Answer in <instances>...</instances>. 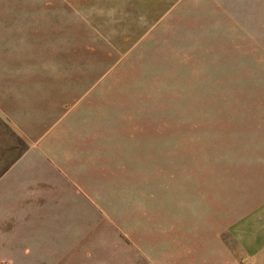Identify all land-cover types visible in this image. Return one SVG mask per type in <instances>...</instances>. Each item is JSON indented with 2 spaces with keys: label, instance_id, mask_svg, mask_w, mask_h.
Instances as JSON below:
<instances>
[{
  "label": "rangeland",
  "instance_id": "rangeland-1",
  "mask_svg": "<svg viewBox=\"0 0 264 264\" xmlns=\"http://www.w3.org/2000/svg\"><path fill=\"white\" fill-rule=\"evenodd\" d=\"M18 135L79 171L27 198L78 227L62 264H150L184 217L233 250L264 222V0H0V174Z\"/></svg>",
  "mask_w": 264,
  "mask_h": 264
},
{
  "label": "crops",
  "instance_id": "crops-1",
  "mask_svg": "<svg viewBox=\"0 0 264 264\" xmlns=\"http://www.w3.org/2000/svg\"><path fill=\"white\" fill-rule=\"evenodd\" d=\"M18 137L27 148L0 174V264H62L66 256H69L66 259L70 263L72 256L69 251L56 250L57 244L59 239L74 238L78 227L75 231L73 219L64 220L59 216L63 210L58 202L62 201L57 200V204L40 201L37 204L40 208L31 210L27 198L32 191L34 193L33 189L43 186L56 191L57 187L65 185L69 194L78 191L81 188L79 171L69 167L61 171L56 169L45 151L30 152L34 142L28 141L24 135ZM62 198L79 205L78 197L65 194ZM65 222H68V229L63 230ZM234 222L233 250L225 246L215 250V238H212V244H208L209 240L201 233L206 223L201 218L190 221L186 217L174 222L169 227L170 232L158 237L156 261L151 257V247L143 248L139 238L136 247L145 253L150 264H233L240 259L249 264H264V222L255 223L254 218H241ZM190 238L199 240L193 249L186 245ZM208 245L213 247L205 251Z\"/></svg>",
  "mask_w": 264,
  "mask_h": 264
},
{
  "label": "built area",
  "instance_id": "built-area-1",
  "mask_svg": "<svg viewBox=\"0 0 264 264\" xmlns=\"http://www.w3.org/2000/svg\"><path fill=\"white\" fill-rule=\"evenodd\" d=\"M233 264H249V263L244 261L243 259H240V260L234 262Z\"/></svg>",
  "mask_w": 264,
  "mask_h": 264
}]
</instances>
